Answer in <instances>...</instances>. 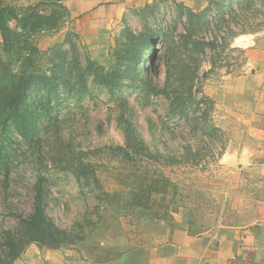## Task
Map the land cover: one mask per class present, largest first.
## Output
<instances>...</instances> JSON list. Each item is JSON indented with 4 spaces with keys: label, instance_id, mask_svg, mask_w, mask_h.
Masks as SVG:
<instances>
[{
    "label": "rangeland",
    "instance_id": "rangeland-1",
    "mask_svg": "<svg viewBox=\"0 0 264 264\" xmlns=\"http://www.w3.org/2000/svg\"><path fill=\"white\" fill-rule=\"evenodd\" d=\"M6 1L19 13L34 2V0ZM175 7L173 3H162L158 16L162 34L168 30V34L178 46V36L185 33V28L184 24L179 22L176 32H169L175 19ZM212 11L211 17L215 13L214 10ZM127 19L133 30L138 32L142 29L141 22L133 10L128 14ZM10 26L16 29V22L10 21ZM152 26L155 27V23H152ZM214 27L212 23L211 31L199 37H205L209 41L219 37L215 49L211 50L207 47L205 53L197 55L186 47L177 48L175 52L184 62H189L190 57L198 56V62H201L198 83L208 84L221 76V71L231 73L243 71L242 67L245 65L247 49L228 48L222 39L223 34ZM66 28L65 23L58 31L35 36V42L44 54L37 63L40 70L49 74L52 65L50 62L52 56H49L55 49L68 51L67 58L70 60L72 45L80 52L84 64L88 58L99 65L110 66L113 61V50L116 47L115 40H112L113 45L110 46L109 54L106 56L107 60L101 62L94 58L100 55L101 48L80 40L72 31V27ZM124 28L117 29L115 38ZM69 33L70 43L65 40ZM169 40L162 39L157 42L155 59L159 65V73L153 78V82L158 83L159 87L165 84L168 64L172 65L177 60V56L168 53ZM230 43H235V40ZM250 43L251 40L246 42V44ZM259 44L264 47V40H255V44L248 50L256 49ZM173 58L174 61L171 63ZM5 59L6 56L3 57V60ZM212 61L215 62L213 70ZM145 71L146 76L152 81L148 65ZM129 83V79H126L116 101L110 98L106 89L97 87H90L93 97L79 99L73 93L63 97L58 105L52 100L49 110L39 115L40 126H45L40 131V137L34 142H29L28 138L11 131L7 138L9 140L5 141V149L1 152L3 155L0 163V233L17 226V219L10 209L21 214L33 212V185L38 176H43L52 195L48 213L54 222L64 229L79 226L83 229L80 241L56 252L55 264L61 262L93 264L101 258H112L114 253L131 250L142 244L143 226L153 223L148 220V213H143L139 209L104 213V206L99 199L102 190L107 192L122 190L125 186L123 178L129 176V168L108 149L111 146L125 144L119 119L121 112L127 107L123 109L117 104L120 98L126 100L132 107L125 115L129 116L130 112L133 113V122L138 125L142 138L152 151L177 156V152H182L186 146L192 145L194 150H199L201 153L194 164L192 162L164 165L144 162L149 170L161 172L178 185L179 195L172 204V207L177 206L178 209L177 212L174 211L173 216L182 212L193 223L194 230L212 229L220 225L238 226L253 219L259 206L257 201L264 200V180L252 174L238 177L236 167L228 168L226 164L220 163L223 154L221 156L219 154L223 144L225 145L223 153H225L229 145L238 147L241 143L238 139L241 129L238 126L227 123L230 127L225 131L222 129L226 118L222 107H216L214 104L209 117L210 124L218 128L221 136V141L211 144L202 136L201 131L193 132L186 121L180 120L177 116L170 117L169 114H172L166 99L156 96L148 98L141 88L130 87ZM39 98L46 104V101H43V98H46L45 92H42ZM34 102V99L30 101V103ZM150 121L155 124L153 129ZM55 159L58 162L57 166L53 163ZM81 160L86 164L90 163L97 171L100 186L92 185L94 191L92 195L87 191L88 188L83 189L78 184L69 169L67 171L64 169V167L71 168ZM6 177H8L7 192L3 186ZM125 198L129 199L128 196ZM117 204L118 201L112 202V206ZM99 216H103L102 223H99ZM31 246L33 247L30 249L29 262L38 250L37 245L30 244L24 254ZM101 250H107L113 255H107L106 252L102 254ZM19 259L14 264H27Z\"/></svg>",
    "mask_w": 264,
    "mask_h": 264
},
{
    "label": "trees",
    "instance_id": "trees-1",
    "mask_svg": "<svg viewBox=\"0 0 264 264\" xmlns=\"http://www.w3.org/2000/svg\"><path fill=\"white\" fill-rule=\"evenodd\" d=\"M65 1L34 0L22 13H19L6 0H0V163L3 155L1 152L5 149V141L9 140L7 138L11 131L28 138L29 142H34L40 137V131L45 125L40 126L39 115L49 110L52 100L58 105L63 97L73 93L79 99L93 97L90 87H97L106 89L110 98L116 101L126 79H129L130 87L141 88L146 97L156 96L166 99L172 114L169 116H177L180 120L186 121L193 132L201 131L202 136L211 144L221 141L218 128L209 121L215 103L202 92L204 83H198L199 65H201L198 56L190 57L189 62H184L175 52L177 48L186 47L197 55L205 53L207 47L211 50L215 49L219 37L211 41L199 37L211 31L212 23L215 25L214 28L223 34L222 39L228 48L231 47L230 42L237 36L262 30L264 0H213L201 12H195L182 4L172 2L176 6V14L169 32L175 33L179 22L183 23L185 28V33L178 36V46L168 34V30L165 34L160 30L161 21L158 16L160 5L171 2L157 1L147 4L133 10L141 22L140 31L133 30L128 20H125L124 30L115 38L116 47L113 50V61L110 66L99 65L88 58L84 64L80 52L71 44L70 60L67 58L68 51L55 49L53 53L51 52L49 57L52 56L50 59L52 65L47 74L37 65L40 56L44 54L37 46L35 36L58 31L65 25L70 17ZM212 10L215 11L213 17H211ZM12 20L16 22V29L10 26ZM152 23H155V27ZM162 39L167 41L172 39L169 40L168 53L177 56V60L172 65L168 64L165 84L159 87L158 83L153 82V78L159 73V65L155 58L157 42ZM65 40L71 42L70 33ZM4 56H6L5 60H3ZM173 61L174 58L171 63ZM147 65L151 70L152 81L146 76ZM214 65L215 62L212 61V70ZM42 92L46 93V98H43L46 104L39 98ZM32 99L35 100L34 103H30ZM117 102L123 109L127 107L121 112L119 119L125 144L111 146L108 149L129 168V176L123 178L125 186L122 190L101 191L99 199L104 206V213L139 209L143 213H148L150 222L170 223L174 220V211L177 212L178 209L177 206L172 207L179 195L178 185L161 172L149 170L144 162L164 165L192 162L194 164L201 153L199 150H194L192 145L186 146L182 152H177V156L152 151L142 138L138 125L133 122V113L130 112L129 116L125 115L126 111L129 112L132 108L130 104L122 98ZM150 124L153 129L155 124L152 121ZM224 146L223 144L219 156L223 154ZM53 163L56 166L58 164L56 159ZM64 169L66 171L69 169L78 184L83 189L88 188L87 191L91 195L92 192L94 193L92 185L100 183L96 168L90 163L86 164L81 160L71 168L64 167ZM7 183L8 177L3 183L5 192L8 189ZM33 191V212L21 214L10 209L17 219V226L0 233V264H14L30 244L40 248L61 250L82 239L81 226L64 229L49 215L48 207L52 195L43 176L36 178ZM125 196L129 199L127 200ZM113 201H118V204L112 206ZM102 221L103 216H99V223ZM188 223L195 231L193 223L189 220ZM129 251L121 250L113 255L107 250H101L102 254L106 252L113 257L101 258L93 264L119 260Z\"/></svg>",
    "mask_w": 264,
    "mask_h": 264
},
{
    "label": "crops",
    "instance_id": "crops-1",
    "mask_svg": "<svg viewBox=\"0 0 264 264\" xmlns=\"http://www.w3.org/2000/svg\"><path fill=\"white\" fill-rule=\"evenodd\" d=\"M157 1L178 3L201 12L213 0H66L70 13L67 28L72 27L80 40L101 48L100 55L94 58L103 62L107 60L117 29L125 27L128 14ZM242 35L253 41L244 47L252 67L246 69L244 65L243 71L237 73L221 71L217 79L203 84V91L216 107L224 110L222 129L230 127L227 123L241 129L238 135L241 143L238 147L229 145L220 163L228 168L236 167L238 177L252 174L264 180V47L259 44L256 49L248 50L255 40H264V27ZM242 35L233 39L231 48L236 47V40ZM257 205L249 223L195 231L182 212L175 213L170 223L144 225L142 244L119 260L102 264H264V200L257 201ZM32 247L20 258L22 263L55 264L56 252L60 250L37 247V254L29 262Z\"/></svg>",
    "mask_w": 264,
    "mask_h": 264
},
{
    "label": "built area",
    "instance_id": "built-area-1",
    "mask_svg": "<svg viewBox=\"0 0 264 264\" xmlns=\"http://www.w3.org/2000/svg\"><path fill=\"white\" fill-rule=\"evenodd\" d=\"M251 38H252V40H253V37L252 36H250ZM245 40H246V36H241V37H239L236 41H237V45H236V47H238V48H244L245 46H247V45H244V42H245ZM252 43H253V41H251ZM252 67V61H251V59L249 58V56L246 54V61H245V68L246 69H250Z\"/></svg>",
    "mask_w": 264,
    "mask_h": 264
},
{
    "label": "bare ground",
    "instance_id": "bare-ground-1",
    "mask_svg": "<svg viewBox=\"0 0 264 264\" xmlns=\"http://www.w3.org/2000/svg\"><path fill=\"white\" fill-rule=\"evenodd\" d=\"M248 41H249V40L246 39L245 42H244V45H247L246 42L248 43Z\"/></svg>",
    "mask_w": 264,
    "mask_h": 264
}]
</instances>
